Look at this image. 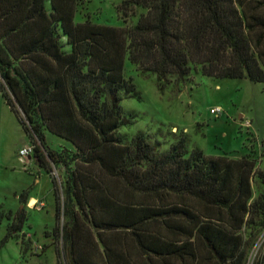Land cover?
I'll return each mask as SVG.
<instances>
[{
	"label": "trees",
	"instance_id": "trees-1",
	"mask_svg": "<svg viewBox=\"0 0 264 264\" xmlns=\"http://www.w3.org/2000/svg\"><path fill=\"white\" fill-rule=\"evenodd\" d=\"M83 1L0 0V92L51 177L59 264H246L264 171L248 155L188 151L177 133L163 152L142 132L127 141L121 95L142 100L126 61L159 91L196 71L264 84V0H122L121 20L136 22L121 27L76 22ZM15 219L18 233L23 208Z\"/></svg>",
	"mask_w": 264,
	"mask_h": 264
},
{
	"label": "rangeland",
	"instance_id": "rangeland-1",
	"mask_svg": "<svg viewBox=\"0 0 264 264\" xmlns=\"http://www.w3.org/2000/svg\"><path fill=\"white\" fill-rule=\"evenodd\" d=\"M121 1L84 0L75 21L84 22L88 16L97 24L131 26L136 17L123 23L117 11ZM125 73L133 78L142 98L139 102L121 95L122 109L133 115L131 129L119 130L127 141L136 132H142L151 143H159V151L163 152L174 141L170 133H177L188 137V151L199 148L208 156L234 158L248 155L256 161L257 171H264V84L245 79H212L196 71L185 82L172 81L159 91L154 75L141 74L127 61ZM215 108L221 109L218 116L210 113ZM45 138L47 146L53 150L71 148L54 135L46 133ZM29 142L0 92V264H59L63 260L58 256L62 245L54 229L62 225V219L56 221L55 218L50 175L43 174V180L35 184L37 168L28 161L32 155L19 156L22 148L31 146V143L27 146ZM58 174L61 173L54 171L52 176L59 185ZM252 188L253 199L264 196V183L256 175ZM23 195L36 196L43 201H34L24 209V224L21 231L15 233L12 225L18 223L14 218L21 208L19 198ZM261 260L264 264V228L255 239L246 264H257Z\"/></svg>",
	"mask_w": 264,
	"mask_h": 264
},
{
	"label": "crops",
	"instance_id": "crops-1",
	"mask_svg": "<svg viewBox=\"0 0 264 264\" xmlns=\"http://www.w3.org/2000/svg\"><path fill=\"white\" fill-rule=\"evenodd\" d=\"M30 145V142L28 143V145L27 146H29ZM23 149V148H22ZM29 161V165L30 166H33V167H35L36 166V168H37V170H36V172L38 173V177L35 179V184H39L42 180H43V174L44 175H46V176H48L40 167H38L36 164H35V162H34V160L33 159H29L28 160ZM34 164V165H33ZM34 170H35V168H34ZM34 173V172H33ZM37 173H35V174H37ZM50 179V178H49ZM51 180V179H50ZM51 183H52V181H51ZM52 191V190H51ZM21 197H23L22 199H23V201H24V204H23V207H21V208H23V210L24 209H26V207L28 206V207H30L31 205H33V203H34V201H37V200H41V201H43V199H38L36 196H32V197H29V196H26L25 197V195H23V196H20V201H21ZM45 199V198H44ZM46 200V199H45ZM20 208V209H21Z\"/></svg>",
	"mask_w": 264,
	"mask_h": 264
},
{
	"label": "built area",
	"instance_id": "built-area-1",
	"mask_svg": "<svg viewBox=\"0 0 264 264\" xmlns=\"http://www.w3.org/2000/svg\"><path fill=\"white\" fill-rule=\"evenodd\" d=\"M211 114L215 115V116H218L220 113H221V109L220 108H215V109H212L210 111ZM32 152H33V148L32 146H29V147H25L23 149H21L19 151V156L21 158H25V157H29L32 155Z\"/></svg>",
	"mask_w": 264,
	"mask_h": 264
}]
</instances>
